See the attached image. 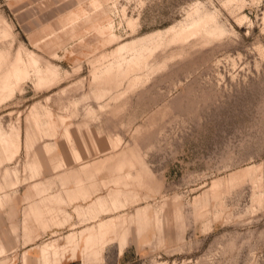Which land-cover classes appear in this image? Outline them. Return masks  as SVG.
Here are the masks:
<instances>
[{"label": "rangeland", "instance_id": "1", "mask_svg": "<svg viewBox=\"0 0 264 264\" xmlns=\"http://www.w3.org/2000/svg\"><path fill=\"white\" fill-rule=\"evenodd\" d=\"M11 63L0 264H264V0H0Z\"/></svg>", "mask_w": 264, "mask_h": 264}, {"label": "bare ground", "instance_id": "2", "mask_svg": "<svg viewBox=\"0 0 264 264\" xmlns=\"http://www.w3.org/2000/svg\"><path fill=\"white\" fill-rule=\"evenodd\" d=\"M205 16V15H204ZM203 16V17H204ZM203 17H200V15H198V17L196 18V19H192L189 23H185V24H183V25H180V27H178L179 29V31L178 30H176L177 31V35H178V32L179 33H183L184 34V32L185 33H187V32H189V33H194V32H196L197 30H199V29H197V27L199 28L200 26V29H204L205 30V33H209V34H211L212 32H214V30L216 31V30H218V31H220V32H222V30H220V28L218 27V26H216V27H211L210 25V27L207 25V20L205 21V23L203 24V22H204V20L203 21H201V18H203ZM206 17H210V19H212L211 18V16H206ZM205 18V17H204ZM207 19V18H206ZM210 19H208L209 21H210ZM209 21H208V23H209ZM212 21V20H211ZM180 24H182V23H180ZM179 25V24H178ZM208 26V27H207ZM218 27V29H216ZM174 28V26L172 25V27H170V29H173ZM169 29V30H170ZM176 29V28H175ZM174 29V30H175ZM187 31V32H186ZM174 33H175V31H174ZM174 33H172V34H174ZM188 33V34H189ZM215 33V32H214ZM213 33V34H214ZM218 33V32H217ZM191 34V35H192ZM185 35V34H184ZM183 35V36H184ZM187 35V34H186ZM182 36V37H183ZM188 36V35H187ZM186 36V37H187ZM190 36V35H189ZM185 38V37H184ZM23 67L22 66H16L15 65V63H11L9 66H8V68L6 69V70H4L5 71V74L2 76V77H0L1 79H0V89H4V88H6V87H8L10 84H11V80L12 79H17L18 78V76H19V73L21 72V71H23ZM40 79H43L42 77H40Z\"/></svg>", "mask_w": 264, "mask_h": 264}, {"label": "crops", "instance_id": "3", "mask_svg": "<svg viewBox=\"0 0 264 264\" xmlns=\"http://www.w3.org/2000/svg\"><path fill=\"white\" fill-rule=\"evenodd\" d=\"M64 262H65V259H64Z\"/></svg>", "mask_w": 264, "mask_h": 264}]
</instances>
